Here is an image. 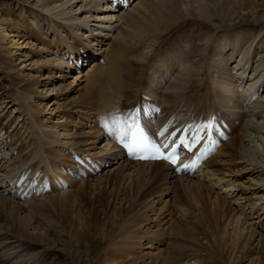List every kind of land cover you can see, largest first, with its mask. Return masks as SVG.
I'll return each mask as SVG.
<instances>
[{"label":"bare ground","instance_id":"1","mask_svg":"<svg viewBox=\"0 0 264 264\" xmlns=\"http://www.w3.org/2000/svg\"><path fill=\"white\" fill-rule=\"evenodd\" d=\"M17 1L19 16L0 8V264H42L45 251L88 264L73 250L114 234L113 248L124 241L135 264H203L178 253L181 230L208 243L218 264L251 251L248 264H264V57L259 43L248 47L251 32L264 33L256 2ZM195 19L213 26L199 51L186 42L162 53L163 36ZM80 57L93 63L73 76ZM149 102L162 127L218 112L240 124L230 121L231 138L204 171L180 176L164 162L121 158L105 140L100 115ZM89 158L104 172L88 174ZM117 214L118 231L107 233Z\"/></svg>","mask_w":264,"mask_h":264},{"label":"rangeland","instance_id":"2","mask_svg":"<svg viewBox=\"0 0 264 264\" xmlns=\"http://www.w3.org/2000/svg\"><path fill=\"white\" fill-rule=\"evenodd\" d=\"M217 1L221 2L219 0H217ZM254 1L258 5V8H260L262 10L261 13L263 15L264 14V0H254ZM223 2H225L224 3L225 8L230 9L231 7L234 8L235 6H237V3L239 2V0H237V1L232 0V2H231V0H224ZM244 2H250L251 3V0H247V1L244 0ZM18 3H19V1H17V0H12L11 2H6V3L4 1H0V8L5 7L7 9V11L12 10L14 12L13 14L15 16H19L21 14V11L18 10V7L20 5V4L17 5ZM200 22L205 23V26L199 25ZM168 32L162 38L163 43H162L161 48H160L162 53L165 52L167 54V53H169V51H171V48L175 47L174 49H176L177 47H181V45L185 44L186 42H190L189 50H194L196 52V51H199L198 43L202 42V38H200V37L207 35V33H209L207 35V37L211 36L213 33V26L210 25L208 22L206 23L203 20L195 19V20H188V22L186 24L178 25L175 28L170 29ZM201 34H202V36H201ZM251 35L252 36H251L250 42L248 44L249 45L248 47L254 45V47L252 49V51L254 52V49L256 48L255 46L260 44L261 47L256 52H254V54H259V56H261L263 58L264 57V33H260L259 29L257 28L253 32H251ZM199 40H200V42H199ZM178 45H180V46H178ZM168 56H170V55H168ZM168 56H166V57H168ZM199 56H201V55H199ZM263 60H264V58H263ZM75 74H76V72L72 75L73 76L79 75V73L76 75ZM2 82H3V77L0 75V87H2L5 84V82L3 84H2ZM3 122H5V121H3ZM211 194L215 195L214 191H212ZM181 199H184V198H181ZM182 203L186 207L187 214L196 216L197 211L195 210V208L192 206V204L190 202H186V203L182 202ZM95 205H96V207H98V205L96 203H95ZM82 206L86 208V204H83ZM82 210H84V209H82ZM94 210H96V209L94 208ZM95 212L96 211H94L93 214ZM118 216L119 215L117 214L116 221H115L116 223H114V224H116V226H114V224H113L114 221H111V220H115V219L114 218L110 219L109 222L110 223L112 222L111 224L113 226H112V230H108L106 228L107 233H108V231L113 232V233L118 231V228H119L118 224L120 223V219ZM181 231H180V234L178 235V237H176V241L179 242V246L181 248L180 249L181 251L178 252L180 255L185 256V255L189 254V255H191V258L196 257V259H198L200 261L203 260L202 261V262H204L203 264H218L219 258L217 257V254L209 247L208 243L206 245H202L191 234H186L185 232H183V231L181 232ZM117 237H118V234H117V236L114 234V236H112L111 239L102 236L101 239L96 238V240H95L96 242L94 241V243L90 242V241L83 242V243H81V245H79L78 247H76V249L73 250V256H74V253H75V255L79 253L78 257L79 256L86 257V259L88 260V264H102V263L105 264L107 257L111 260V262L117 260L116 262L123 261L120 264H133V263L135 264V262L132 260V258L126 257V255L128 253V250L126 248L127 246H124L122 248L123 250L120 249V246H122L123 244L126 245L124 241L122 242L123 244L118 243L116 246V249L113 248L114 242L116 241L114 239H116ZM61 239H64V238L61 237ZM154 239H155V241H157L159 243L160 242L161 243L162 242L163 243L164 242L169 243V238H167V237L165 239H163V237H156V238L154 237ZM173 239L175 240V238H173ZM202 241L204 243L206 242V240H204V238ZM131 246H134V245H131ZM98 247L100 249H98ZM104 247L107 249H105ZM24 248H26L27 252H29V253L41 251V249H42V247L39 244L28 243V242L25 243ZM124 248H126V249H124ZM84 249H86V251ZM94 250H96L97 252L96 251L94 252ZM98 250H99V252H98ZM103 252L106 254L105 255L102 254ZM154 252H158V250L157 251H151L150 253H154ZM45 253L46 254L42 255V264H72L73 258L70 259L69 257L60 253L59 251L58 252H54V251H49V252L47 251L46 252L45 251ZM101 254H102V256H100ZM250 257L257 258V251H251L250 253L245 254V258L241 259V263H239V264H244L245 261H247L246 264H248L249 263L248 260L250 259ZM163 258L167 259L166 254H163ZM73 261H74V259H73ZM149 261H151V259L148 260V262ZM187 261H189V259ZM151 263H153V262H150V264Z\"/></svg>","mask_w":264,"mask_h":264},{"label":"snow or ice","instance_id":"3","mask_svg":"<svg viewBox=\"0 0 264 264\" xmlns=\"http://www.w3.org/2000/svg\"><path fill=\"white\" fill-rule=\"evenodd\" d=\"M139 109L125 114L112 113L109 117L105 118L106 126L110 120L114 129L112 131L113 137L120 143L129 153L130 156L137 158H145L143 153H153L152 158L164 159L170 161L172 164L178 162V157L174 154L165 155L161 151V145L156 144L147 134L144 127L138 120ZM208 128L211 125H204ZM162 147L167 148V144ZM189 167V165H185Z\"/></svg>","mask_w":264,"mask_h":264}]
</instances>
